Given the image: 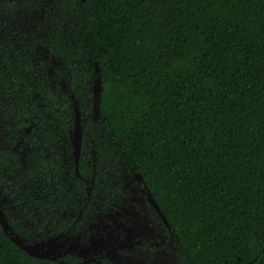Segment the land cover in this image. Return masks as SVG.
<instances>
[{"label":"trees","instance_id":"obj_1","mask_svg":"<svg viewBox=\"0 0 264 264\" xmlns=\"http://www.w3.org/2000/svg\"><path fill=\"white\" fill-rule=\"evenodd\" d=\"M12 2L46 10L49 50L77 64L70 89L80 92L85 138L76 166L72 95L43 83L30 42L3 36L0 117L15 138L33 122L27 134L41 135L26 164L0 150V189L12 203L2 208L18 235L67 231L62 213L79 196L111 205L119 187L100 167L111 159L146 182L177 264H264V0H0V14ZM0 264L109 263L30 255L0 223Z\"/></svg>","mask_w":264,"mask_h":264},{"label":"rangeland","instance_id":"obj_2","mask_svg":"<svg viewBox=\"0 0 264 264\" xmlns=\"http://www.w3.org/2000/svg\"><path fill=\"white\" fill-rule=\"evenodd\" d=\"M11 5H13L11 8L0 14V39L8 35L13 38L12 40L30 42L32 50L29 65L36 70L41 69L43 83L46 82L48 87L49 79L56 81L66 95H72L74 99L71 101L72 106H78L76 98L79 97L80 92L70 89L72 83L70 71H74L77 64H66L49 50V46L44 41L48 40L45 29L49 22L47 11L30 9L27 4L15 6L12 2ZM66 71H69L68 74L65 73ZM37 94L36 96L40 97ZM0 99L4 100V97L0 95ZM31 124L32 131L36 124L34 122ZM27 133L29 132H26V138L17 140L11 133L9 134V130L0 117V149H5L12 155L16 154L20 164H26L28 149L41 136L34 134V139H31V135ZM70 135H74V128L70 129ZM82 144L81 147H83ZM88 153L92 161H95L94 150H89ZM58 162L57 158L56 163ZM62 162L64 163V158ZM100 167L104 176L119 187L111 204L112 207L89 206L84 210L82 207L85 204V197L81 196L76 207L66 208L62 213L72 222V230L53 238L50 234L52 226H46L38 237L27 239V234L23 239L29 244L44 242V246L36 250L42 253L92 248L93 250L83 251L82 257L87 259L92 255L105 256L111 264H176L177 259L168 238L169 235H165L167 233L155 220L136 173L111 159L101 163ZM93 171L95 169L92 173ZM84 191H87V186ZM0 201L3 207H12L10 198L1 189ZM139 237L150 242L154 241L159 248L157 255L153 252L139 251L136 245L140 242Z\"/></svg>","mask_w":264,"mask_h":264},{"label":"water","instance_id":"obj_3","mask_svg":"<svg viewBox=\"0 0 264 264\" xmlns=\"http://www.w3.org/2000/svg\"><path fill=\"white\" fill-rule=\"evenodd\" d=\"M101 89H102V79L100 76V70L99 65L96 62L95 63V76H94V84H93V99H94V113L95 117L97 118L99 116L100 112V98H101ZM82 126H81V115L79 107H75V129H74V135L72 136V143H73V150L74 155L76 159V166H78V159L80 156L81 151V143H82ZM139 184L141 186L142 191L146 194L148 201L150 204L156 209V211L160 214V216L163 218L166 224H168V221L162 211L159 208V205L157 204L155 198L152 196V193L150 189L148 188L146 182L142 178L140 174H136ZM0 223L6 232V234L12 239L14 242H16L22 249H24L28 254L41 257V258H52L56 259V256H50L49 253H40L36 250H39L43 245L44 242H39L35 244H29L26 242L22 237L18 235V233L12 228L10 225L8 218L2 208L1 202H0ZM84 261H89L87 259H84Z\"/></svg>","mask_w":264,"mask_h":264},{"label":"flooded vegetation","instance_id":"obj_4","mask_svg":"<svg viewBox=\"0 0 264 264\" xmlns=\"http://www.w3.org/2000/svg\"><path fill=\"white\" fill-rule=\"evenodd\" d=\"M35 69V68H34ZM0 95L1 96H3L4 97V95L2 94V93H0ZM2 99V98H1ZM0 99V100H1ZM31 127H32V124L26 129V132H31ZM75 129V128H74ZM9 134H10V130H9ZM13 137V136H12ZM16 136H14V138H15ZM18 138H22V136L20 135V134H17V140H18ZM82 139H83V135H82ZM82 143H83V141H82ZM81 143V144H82ZM0 150H5V149H0ZM75 156V155H74ZM79 158H80V156H79ZM75 162H76V159H75ZM78 164H79V159H78ZM95 164V163H94ZM93 169H96L95 168V166H93ZM93 177V176H92ZM85 180H88L87 178H85ZM92 182H93V179H92ZM88 183V184H87ZM86 186L88 187V190L90 189V187H91V184H90V182L88 181V182H86ZM89 191H87L86 193H88ZM85 193V191L84 192H82L81 194H84ZM79 197H81V196H79ZM79 197H78V199H79ZM83 197V196H82ZM146 200H147V204H148V199H147V197H146ZM78 201V200H77ZM1 202V201H0ZM78 203V202H77ZM89 206H93V205H87V202H86V199H85V204L83 205V209L85 210V209H87ZM111 205H107V207H105V208H108V207H110ZM94 207H97V206H94ZM99 207V206H98ZM112 207V206H111ZM101 208V207H100ZM74 227V226H73ZM160 227V226H159ZM70 229L72 230V225H71V227L67 230V231H65V232H63V233H60L59 235H57V236H52L53 238L54 237H58V236H60V235H62V234H65L66 232H68V231H70ZM162 229V228H161ZM163 230V229H162ZM50 234H51V230H50ZM165 235H168V234H165ZM167 237V236H166ZM140 238V242L139 243H137L136 245H137V248H138V250L139 251H146V252H153L155 255H157V252L159 251L158 249V245H156V243L154 242V241H148V240H146L145 238H143V237H139ZM168 238L170 239V237L168 236ZM170 243H171V245H172V248H174V253H175V255H176V247L174 246V244H173V242H172V240L170 239ZM115 244V243H114ZM117 245V244H116ZM44 246V245H43ZM86 250H93L92 248H86L85 250H78V251H71V250H66V251H63V252H56V251H47V252H45V253H49L50 254V256H56V259H54V260H57V259H59L60 257H62V256H66V255H68V254H75V255H77V256H79V257H81V258H83V259H85L84 257H82L83 256V251H86ZM40 253H42V252H40ZM104 255H106V253H103ZM89 258H87V260H89L90 262L91 261H93V262H102V261H104V262H107V263H109V264H111L110 263V261L105 257V256H99V257H96L95 255H92V256H88ZM175 258L177 259V255L175 256ZM52 259V258H51ZM176 264H177V262H176Z\"/></svg>","mask_w":264,"mask_h":264}]
</instances>
